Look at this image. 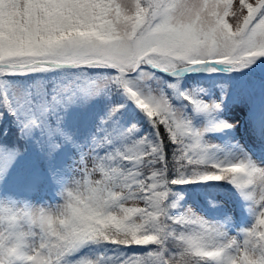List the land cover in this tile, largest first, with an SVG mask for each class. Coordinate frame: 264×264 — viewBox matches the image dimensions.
Masks as SVG:
<instances>
[{"label":"snow or ice","instance_id":"6c2138e0","mask_svg":"<svg viewBox=\"0 0 264 264\" xmlns=\"http://www.w3.org/2000/svg\"><path fill=\"white\" fill-rule=\"evenodd\" d=\"M261 57L264 0H0V106L13 116L21 110L20 139L45 156L65 144L80 151L77 176L65 181L52 173L61 184L57 204L0 205V221L8 218L0 264H264V167L246 156L212 154L216 146L205 133L233 125L209 121L197 128L192 115L211 114L219 103L170 83L184 102L177 108L148 83L156 71L177 78L221 66L239 71ZM68 69L74 74L17 88L14 105L7 77ZM89 71L95 75H81ZM114 89L146 117L151 133L98 154L114 134L124 139L136 130L116 132L109 122L122 105L115 104L98 122L103 135L93 134L83 150L64 127L66 110ZM11 153L14 159L20 149ZM6 170L0 164V174ZM209 182L231 185L247 202L254 222L239 238L182 207L173 191ZM84 248L93 254L77 256Z\"/></svg>","mask_w":264,"mask_h":264},{"label":"rangeland","instance_id":"374dc122","mask_svg":"<svg viewBox=\"0 0 264 264\" xmlns=\"http://www.w3.org/2000/svg\"><path fill=\"white\" fill-rule=\"evenodd\" d=\"M257 60L241 69V72L225 71L222 66L218 71L212 73L199 70L203 72L202 75L209 76L211 81H201L199 78L189 82L185 78V72H182L174 80H168L153 72L148 83L163 91L177 108H183L184 102L178 92L168 87L170 83L178 82L179 91L183 87V91L191 93L205 102L219 103L220 108L211 114L192 115L193 126L197 128L208 126L209 121H223L233 125L230 129L205 133V141L216 146L212 154L217 159H235L246 156L258 166L264 167V79L258 77L260 75L264 78V57ZM81 75H85V73ZM72 111L74 115L79 116L76 107L73 106ZM184 111L191 114L190 107L184 108ZM73 124L76 126L77 121ZM89 133L90 131L87 130L86 133L75 134L74 138L77 143L82 145V148ZM110 145H114V141ZM65 147L67 149L66 159L69 162L68 165L62 167V171L58 175L67 181L78 175L80 151L72 146L73 150H70L68 154L69 144H65ZM37 156L38 160H42L41 152ZM71 156L72 158L69 159ZM10 160V157H5L0 161V164L7 167V170L0 174V205L50 207L60 201L61 184L57 183L53 177L50 181L51 184L54 181V184L48 188L38 181L37 183L23 182L18 178H13L11 185L8 184L4 176L13 167ZM200 189L213 197L212 203L209 204L211 208H207L190 195L186 197L182 207H190L203 218L222 224L223 230L229 236L237 238L240 237L242 230L249 228L254 222L248 211L247 202L241 198L235 188V191L229 192V190H222L216 182H209L202 185ZM225 216L228 217L226 223ZM91 254L93 253L89 255Z\"/></svg>","mask_w":264,"mask_h":264},{"label":"trees","instance_id":"16d2710c","mask_svg":"<svg viewBox=\"0 0 264 264\" xmlns=\"http://www.w3.org/2000/svg\"><path fill=\"white\" fill-rule=\"evenodd\" d=\"M160 76L168 80H174L176 78L166 77L160 73L155 72ZM74 74V70H60L56 73H44L38 74L35 77H17L9 76L6 78V88L9 92L10 97L13 98L14 105L18 102V97L15 96L16 89L19 87L27 88V86L33 83L37 79L50 80L53 76L69 75ZM86 76L92 77L95 74L91 71L85 73ZM187 80H198L199 78L196 75L188 76ZM202 81V79H201ZM180 91H183V87L180 88ZM119 104L122 107L119 111L113 116L112 121L109 123L114 126L117 133H124L132 125L136 126V130L128 138H120L118 135L114 134L112 141L114 145H105L102 148L97 149L98 154L103 155L105 151H111L113 148H121L124 144L129 143L132 139H138L141 136L149 135L151 133V126L149 125L146 117L136 108V106L123 95L122 91L119 89H114L110 97H105L103 95L93 97L85 102H77L74 105H71L64 114V127L71 131L75 137L76 133L82 134L87 130L91 131V134H88V138L85 140V145L83 150H88L89 143L93 134L99 139L103 133L96 131L99 120L105 116L107 111L111 106ZM77 108V113L79 116L74 115L72 107ZM19 111L17 116L11 115L6 109L0 106V113H3L0 116V145L4 147L0 149V159L3 160L5 157H10L12 169L10 170L18 179L21 180H40L38 173L42 175V182H47L45 177L51 170V163L54 162L55 156L58 151L51 157H47L42 153V160H38L39 150L34 146L31 141L22 140L19 136V130L16 125V120L19 116ZM71 113V115H70ZM72 116V119H71ZM74 116V117H73ZM77 121V125L74 126L73 122ZM65 146V145H64ZM19 148L20 154L12 158L11 150ZM67 154V150L65 151ZM70 151H68V154ZM38 160V161H37ZM53 160V161H52ZM66 164V162H65ZM37 172V173H36ZM9 173V172H7ZM33 176V177H32ZM31 177V178H30ZM222 190H229V192L235 191L234 187L224 182H216ZM203 184H191L176 186L173 188L174 192L179 193L182 196L180 200L181 206L184 205V200L188 195L192 196L195 200L201 201L202 204L207 208L209 204L212 203L213 197L206 194L202 189ZM233 189V190H232ZM88 253H92L86 248ZM99 251H104V249H99ZM107 251L109 253L113 252L112 247H108ZM132 251H143V249L135 248Z\"/></svg>","mask_w":264,"mask_h":264},{"label":"clouds","instance_id":"9594fccd","mask_svg":"<svg viewBox=\"0 0 264 264\" xmlns=\"http://www.w3.org/2000/svg\"><path fill=\"white\" fill-rule=\"evenodd\" d=\"M0 223H2V224L5 226L4 229H0V230H6V228H7V226H8V218L5 217L3 221H0ZM62 226H63L62 224L57 225L58 228H59V227H62Z\"/></svg>","mask_w":264,"mask_h":264}]
</instances>
